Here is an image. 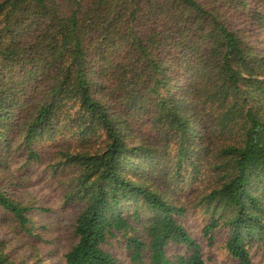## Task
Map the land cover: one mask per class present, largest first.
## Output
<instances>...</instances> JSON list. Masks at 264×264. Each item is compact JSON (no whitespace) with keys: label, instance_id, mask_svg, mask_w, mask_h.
<instances>
[{"label":"trees","instance_id":"16d2710c","mask_svg":"<svg viewBox=\"0 0 264 264\" xmlns=\"http://www.w3.org/2000/svg\"><path fill=\"white\" fill-rule=\"evenodd\" d=\"M56 138L48 167L76 208L64 264H123L109 239L129 264H206L182 187L208 242L222 229L233 264H253L264 0H0V178ZM49 212L0 189V228L31 246L16 259L0 236V264H44L32 247L48 244L35 217Z\"/></svg>","mask_w":264,"mask_h":264},{"label":"rangeland","instance_id":"374dc122","mask_svg":"<svg viewBox=\"0 0 264 264\" xmlns=\"http://www.w3.org/2000/svg\"><path fill=\"white\" fill-rule=\"evenodd\" d=\"M57 140L58 138L51 141H42L36 145L40 157L35 161L10 160L0 178V189L9 195L15 196L30 205L51 208V212L38 214L35 217L37 223L46 226V229H40L39 232L42 234L44 241H48V244L37 242L38 244L32 247L44 264H64L62 254L73 242L70 221L75 216L76 208L62 201V187L57 179L64 176L63 172L60 170L54 174L50 172L48 167L52 151L59 144ZM182 188L183 190L176 192V195L186 202V212L180 220L188 229L190 235L200 244L201 254L206 264H233L234 259L222 247L225 232L222 229L216 230L213 240L210 243L208 242L201 232L207 215L202 212V209L191 206V196L188 189ZM0 236L9 242L6 251H10L11 247L14 249L10 252L12 257L25 259L27 262L31 261L28 258L30 245V247L22 246L20 242L18 243L14 234L8 228H0ZM20 237L29 240L24 235ZM104 248L115 255L123 264H129L121 242L118 243L116 239H109L104 244ZM249 251L253 264H264L263 246H253Z\"/></svg>","mask_w":264,"mask_h":264}]
</instances>
